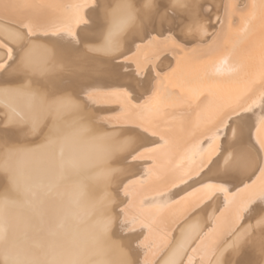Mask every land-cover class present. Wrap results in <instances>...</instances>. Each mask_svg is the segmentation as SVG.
<instances>
[{
    "label": "bare ground",
    "instance_id": "6f19581e",
    "mask_svg": "<svg viewBox=\"0 0 264 264\" xmlns=\"http://www.w3.org/2000/svg\"><path fill=\"white\" fill-rule=\"evenodd\" d=\"M231 2L239 12L252 7V0ZM77 5L86 23L73 21ZM229 5L0 0V264H264V213L234 214L257 164L240 125L215 139L219 151L206 177H224L227 191L185 209L157 194V171L211 151L204 130L182 126L184 114L177 112L180 156L145 153L151 159L131 161L152 138L115 126L109 109L84 97L89 85L127 87L135 99L146 97L161 79L166 86L178 58L193 51L214 63L229 60L235 71L216 79L254 74L259 21L239 34V16ZM169 34L179 47L152 58L155 45L146 46ZM141 50L142 67L135 62ZM237 91L221 86L215 94ZM261 119L257 106L241 123ZM225 231L211 250L210 238Z\"/></svg>",
    "mask_w": 264,
    "mask_h": 264
},
{
    "label": "snow or ice",
    "instance_id": "6c2138e0",
    "mask_svg": "<svg viewBox=\"0 0 264 264\" xmlns=\"http://www.w3.org/2000/svg\"><path fill=\"white\" fill-rule=\"evenodd\" d=\"M229 6L233 15L239 16V34L247 35L254 23L259 21V37L256 42L259 56L254 74L231 81L216 79V76L235 71L227 58L214 63L196 51L184 53L181 49L184 54L178 58L175 69L169 73L168 84L165 86L161 79L146 97L135 99L133 92L127 87L110 90L97 85H89L85 89L84 97L87 103L109 109L106 115L115 126L137 130L152 138L150 144L142 146L128 158L131 161L151 159L146 157L145 153H172L180 156L176 141L177 112L184 114L180 121L182 126L192 127L197 131L204 130L203 134L212 145L211 151L202 155L198 161H193L191 154L187 157V163L170 160L157 171L154 184L157 194L168 197L173 204H179L185 209L195 208L217 191H227V180L224 177H206H210L213 172L214 169L210 165L219 151L214 143L215 139L226 135L230 125H240V134H247L255 151L257 164L253 175L243 186L242 191L247 193L245 200L234 209L236 218H239L240 213L249 210L253 213L257 210L264 213V119L251 126L241 123L243 114L252 112L257 106L264 112V0H259L258 12L256 0H252V7L247 12H239L231 0ZM75 7L77 10L73 14V21L79 23L83 18L79 14V6ZM153 45L155 48L152 58L160 55L166 46L179 47L178 41L172 38L171 34L164 39L154 40L146 47L152 48ZM142 51L137 53L135 62L138 64ZM148 62L145 57L144 63ZM221 86L236 88L238 91L231 97L218 98L215 89ZM193 117L196 118L195 121ZM209 133L213 135L209 136ZM254 204L255 208L252 207ZM226 234L228 231L210 238L211 250H215L221 237ZM135 264H140V261H135ZM204 264H210V261H205Z\"/></svg>",
    "mask_w": 264,
    "mask_h": 264
}]
</instances>
